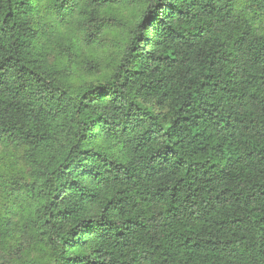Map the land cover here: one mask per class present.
I'll return each mask as SVG.
<instances>
[{
    "label": "trees",
    "instance_id": "obj_1",
    "mask_svg": "<svg viewBox=\"0 0 264 264\" xmlns=\"http://www.w3.org/2000/svg\"><path fill=\"white\" fill-rule=\"evenodd\" d=\"M0 145V264H264V0H0Z\"/></svg>",
    "mask_w": 264,
    "mask_h": 264
},
{
    "label": "rangeland",
    "instance_id": "obj_2",
    "mask_svg": "<svg viewBox=\"0 0 264 264\" xmlns=\"http://www.w3.org/2000/svg\"><path fill=\"white\" fill-rule=\"evenodd\" d=\"M122 16L124 19L130 21L132 19L131 13L126 11L122 12ZM61 25L57 28L56 34L54 37H71L77 41L80 57L83 58L86 55L93 54L97 57L98 60L102 63V68H106L109 65L108 58L106 59V49H113L114 54L119 53L116 46H112V48L107 45L93 44L88 45L82 40V34L80 28L73 23H60ZM111 26V25H110ZM112 27V26H111ZM108 36L111 35V30L107 29ZM99 61V62H100ZM1 147V145H0ZM2 148V147H1Z\"/></svg>",
    "mask_w": 264,
    "mask_h": 264
}]
</instances>
